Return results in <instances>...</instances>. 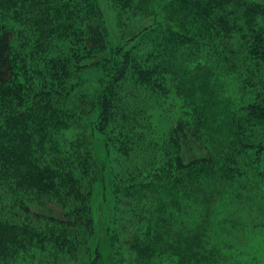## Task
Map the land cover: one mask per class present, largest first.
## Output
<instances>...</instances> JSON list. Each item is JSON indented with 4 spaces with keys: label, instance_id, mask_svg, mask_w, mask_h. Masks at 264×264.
<instances>
[{
    "label": "trees",
    "instance_id": "1",
    "mask_svg": "<svg viewBox=\"0 0 264 264\" xmlns=\"http://www.w3.org/2000/svg\"><path fill=\"white\" fill-rule=\"evenodd\" d=\"M111 1L0 0V264L259 263L264 0Z\"/></svg>",
    "mask_w": 264,
    "mask_h": 264
},
{
    "label": "rangeland",
    "instance_id": "2",
    "mask_svg": "<svg viewBox=\"0 0 264 264\" xmlns=\"http://www.w3.org/2000/svg\"><path fill=\"white\" fill-rule=\"evenodd\" d=\"M106 8L108 9L109 13V27H110V34L113 42H120L125 36L129 35L130 32L136 27L131 21L129 25H121L120 18L118 16L117 8L113 5L111 0H105ZM117 7V6H116ZM125 21L127 20V13L124 15ZM130 20V19H128ZM224 69V68H223ZM226 71L230 73L222 74L223 77L226 79V84L230 83L229 87H227L226 94L227 96L235 101V103H240V90L238 89V78L241 77V73L237 68H233L231 66L226 67ZM240 93V94H239ZM242 96V95H241ZM177 98L174 92H170L165 96L159 95V93H153L151 96H148L147 99L143 102L144 106L147 109V114L149 115V121L154 124L152 130L156 133L162 134L164 133L169 126L171 125L172 121L179 117L178 113L180 108L177 107H168V104H163V100H169L172 98ZM101 193L96 191L95 194V210L97 211L96 216L97 218L100 216V205H101ZM104 206V205H103ZM264 231V230H261ZM260 232V231H259ZM251 243V245H250ZM244 246V249L250 253V257H252L253 253L256 252L257 260L260 262L257 264H264V237H253L251 242Z\"/></svg>",
    "mask_w": 264,
    "mask_h": 264
}]
</instances>
